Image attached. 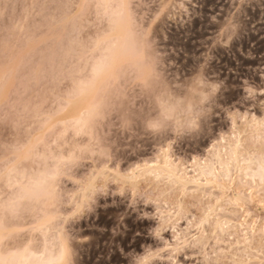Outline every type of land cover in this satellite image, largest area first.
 Listing matches in <instances>:
<instances>
[{"label":"rangeland","instance_id":"1","mask_svg":"<svg viewBox=\"0 0 264 264\" xmlns=\"http://www.w3.org/2000/svg\"><path fill=\"white\" fill-rule=\"evenodd\" d=\"M78 3L0 0V81L14 106L34 110L36 98L40 104L32 122L0 125V144L30 137L44 146L39 156L45 161L71 163L81 142L96 135L85 121L79 123L81 116L60 94L69 66L75 63L80 70L72 54L103 42ZM129 3L131 16L146 29L170 76L191 74L208 54V75L222 86L201 130L175 142L167 141L170 134L140 135L139 125L137 135L130 136L104 122L101 133L114 156L112 163L90 156L86 169L77 174L100 164L137 173L140 182L123 195L113 194L115 185L110 186L108 195L98 197L94 211L66 225L74 237L87 238L72 241L75 264H127L124 253L157 245L149 229L159 221L166 229L160 246L168 264H204L205 258L264 264V175L251 162L242 134L250 116L264 114L259 107L264 95L256 101L245 99L248 85L264 91V0ZM230 20L237 25L231 36L226 31ZM167 159L181 169L163 170ZM74 180H66L69 199L63 208L22 214L23 220L13 225L19 229L16 246L7 248L17 260L27 257L18 264H47L63 241L66 218L76 210Z\"/></svg>","mask_w":264,"mask_h":264},{"label":"clouds","instance_id":"2","mask_svg":"<svg viewBox=\"0 0 264 264\" xmlns=\"http://www.w3.org/2000/svg\"><path fill=\"white\" fill-rule=\"evenodd\" d=\"M122 4L123 0H86L81 6L79 0L77 5L102 35L103 42L94 49L72 54L74 61L80 63V70H75V63L69 66L60 94L93 130L95 138L89 141L84 136L87 140L80 141L83 146L71 163L41 159L39 154L44 146L30 137L11 145L0 144V228L12 227L15 215L63 208L69 199L66 180L75 177L76 210L66 218L64 239L51 253L47 264H75L72 241L87 238L74 237L66 225L94 211L98 197L108 195L110 186L115 185L112 193L120 195L138 187L137 173L113 171L100 164L91 172L85 170L77 174L78 169H86L90 156L112 163L114 156L101 133L104 122L109 121V127L115 126L130 136L137 135L139 125L140 135L165 138L170 134L171 139L167 141L175 142L201 130L202 123L213 114L222 86L221 81L208 75L211 59L208 54L191 74L170 76L164 70L155 43L125 12ZM236 27L230 20L226 25L228 35H234ZM5 87L0 81V125L5 121L15 125L35 120L40 111L39 99L32 101L36 106L34 110L26 111L21 104L13 105L14 98L5 93ZM260 89L246 86L245 99L256 101L258 95H264ZM259 107L264 113V100L259 101ZM36 131L32 129L33 133ZM242 134L251 162L264 175V114L250 116L243 124ZM165 231L160 221L149 229L157 245L144 244L140 251L133 249L124 253L127 264H168L165 250L160 246ZM0 264H18V260L3 247L0 248ZM204 264L225 262L205 258Z\"/></svg>","mask_w":264,"mask_h":264},{"label":"snow or ice","instance_id":"3","mask_svg":"<svg viewBox=\"0 0 264 264\" xmlns=\"http://www.w3.org/2000/svg\"><path fill=\"white\" fill-rule=\"evenodd\" d=\"M86 2V0H81V6ZM125 12L131 17V4L129 3V0H123L122 4ZM147 33L146 29H144ZM13 211L14 208H13ZM23 220V217L21 215H15V223L13 225H16L20 223ZM12 227L8 229L0 228V248L3 247H15V233L19 231V229H15Z\"/></svg>","mask_w":264,"mask_h":264},{"label":"bare ground","instance_id":"4","mask_svg":"<svg viewBox=\"0 0 264 264\" xmlns=\"http://www.w3.org/2000/svg\"><path fill=\"white\" fill-rule=\"evenodd\" d=\"M78 118H79V117H78ZM78 118H77V119H78ZM72 119H74V118H72ZM79 119H80V118H79ZM76 121H77V120H76ZM79 123H82V119H81V122L79 121ZM79 123H78V124H79ZM83 123H84V122H83ZM84 124H85V123H84ZM80 126H81V125H80ZM82 126H83V124H82ZM233 153H234V152H233ZM165 161H166V162H165V166H164L165 168H163V170L165 169L166 171L168 170L169 172H175L176 169L172 167L173 165H171V163H170L171 160H170V159H169V160L167 159V160H165ZM163 162H164V161H163ZM172 162H173V161H172ZM157 164H158V163H157ZM161 164H162V163H161ZM172 164H173V163H172ZM163 165H164V164H163ZM156 166H157V165H156ZM161 166H162V165H161ZM176 167H177V165H176ZM154 168H155V167H154ZM160 169H161V168H160ZM160 169H159V170H160ZM174 169H175V170H174ZM177 169H178V168H177ZM180 169H181V168H180ZM180 169H179V170H180ZM153 170H155V172H156V168L153 169ZM161 170H162V169H161ZM161 170H160V171H161ZM163 170H162V173H163ZM179 170H178V171H179ZM176 171H177V170H176ZM178 171H177V172H178ZM153 172H154V171H153ZM169 172H168V173H169ZM156 173H158V172H156ZM156 173H155V174H156ZM160 173H161V172H160ZM205 173H206V171H205ZM166 174H167V173H166ZM170 174H171V173H170ZM201 174H202V173H201ZM203 174H204V173H203ZM203 174H202V175H203ZM157 175L159 176V174H157ZM168 175H169V174H168ZM173 175H174V173H173ZM176 175L178 176L177 173H176ZM155 176H156V175H155ZM160 176H161V175H160ZM169 176H171V175H169ZM156 177H157V176H156ZM174 177H175V176H174ZM183 178H185V177H183ZM199 179H200V178H199ZM184 180H185V179H184ZM194 180H195V179H193L192 181H194ZM196 180H197V179H196ZM198 181H200V180H198ZM194 182H195V181H194ZM29 256H30V255H29ZM23 257H24V256H23ZM23 257H22V258H23ZM17 259H18V257H17ZM24 259L27 261V257H26V256L23 258V260H22V259H19V260H22V261L24 262ZM19 260H18V262H19ZM26 261H25V264H26ZM28 261H29V260H28ZM20 263H21V262H20Z\"/></svg>","mask_w":264,"mask_h":264}]
</instances>
